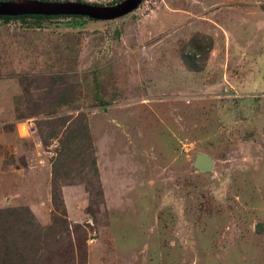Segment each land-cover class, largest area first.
Segmentation results:
<instances>
[{"label": "rangeland", "instance_id": "obj_1", "mask_svg": "<svg viewBox=\"0 0 264 264\" xmlns=\"http://www.w3.org/2000/svg\"><path fill=\"white\" fill-rule=\"evenodd\" d=\"M262 7L143 0L114 21H0V209L48 227L56 185L84 264H264ZM196 36L211 47L199 73L180 58ZM54 79L77 85L72 107L51 108ZM60 116L86 117L96 166H57L53 183L59 141L40 137Z\"/></svg>", "mask_w": 264, "mask_h": 264}, {"label": "trees", "instance_id": "obj_2", "mask_svg": "<svg viewBox=\"0 0 264 264\" xmlns=\"http://www.w3.org/2000/svg\"><path fill=\"white\" fill-rule=\"evenodd\" d=\"M262 8L264 10V7ZM50 19L46 16L0 17L3 23L10 21L26 23L27 20H32L36 22L35 25H38L37 28ZM200 37H193L188 42L189 50L180 55L183 65L189 72L199 73L205 68L211 47L210 45L202 46ZM59 79L64 78L59 77ZM49 84L53 86V89L48 90L53 98L51 105L53 110L59 108L57 110L59 111L63 107L73 106L77 85L59 83L56 79ZM101 89L102 84L94 75L92 81L94 98L100 104L99 106H108L111 101L100 97ZM22 116L32 118L33 114L28 113ZM44 124L46 127L47 125L53 127V130H50L51 133L48 135L41 136L40 139L47 146L50 139L57 138L61 149L57 155L56 168H53V179L55 180L53 183H56L59 177L56 175L57 166L65 168L72 163L85 160V162L88 161L89 168H95L96 161L91 150L92 140L85 116L79 118L78 116H60L55 124L50 121H45ZM59 129L64 131L61 138H58ZM71 161L73 162L69 163ZM54 186L56 185H53L51 191V203L57 214H52V224L48 227L38 224L29 208L0 209V264H75L76 260L77 264H84L81 238L73 237L74 231L71 232L73 229L69 226L63 199Z\"/></svg>", "mask_w": 264, "mask_h": 264}, {"label": "water", "instance_id": "obj_3", "mask_svg": "<svg viewBox=\"0 0 264 264\" xmlns=\"http://www.w3.org/2000/svg\"><path fill=\"white\" fill-rule=\"evenodd\" d=\"M142 1L122 0L114 6H94L74 1L0 0V17L80 16L92 21H114L134 12ZM194 167L200 173L212 172L214 161L208 155L198 153Z\"/></svg>", "mask_w": 264, "mask_h": 264}, {"label": "flooded vegetation", "instance_id": "obj_4", "mask_svg": "<svg viewBox=\"0 0 264 264\" xmlns=\"http://www.w3.org/2000/svg\"><path fill=\"white\" fill-rule=\"evenodd\" d=\"M74 2H79V3H84V4H88V5H94V6H114V5H116V4H118V3H120L121 2V0H118V1H116L115 3H112V1H110V3L108 2L107 4H104V5H97V4H95V3H89V2H87V1H85V0H73ZM59 2H61V1H59ZM51 19H61V18H71V19H74V20H77V19H87V20H90V19H88V18H85V17H80V16H51L50 17Z\"/></svg>", "mask_w": 264, "mask_h": 264}, {"label": "clouds", "instance_id": "obj_5", "mask_svg": "<svg viewBox=\"0 0 264 264\" xmlns=\"http://www.w3.org/2000/svg\"><path fill=\"white\" fill-rule=\"evenodd\" d=\"M42 1V0H41Z\"/></svg>", "mask_w": 264, "mask_h": 264}, {"label": "crops", "instance_id": "obj_6", "mask_svg": "<svg viewBox=\"0 0 264 264\" xmlns=\"http://www.w3.org/2000/svg\"><path fill=\"white\" fill-rule=\"evenodd\" d=\"M4 165V164H3Z\"/></svg>", "mask_w": 264, "mask_h": 264}]
</instances>
